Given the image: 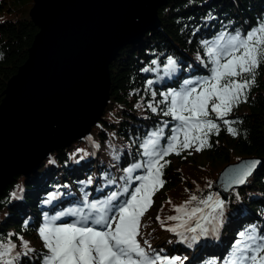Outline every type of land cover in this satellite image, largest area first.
<instances>
[{
	"label": "trees",
	"instance_id": "16d2710c",
	"mask_svg": "<svg viewBox=\"0 0 264 264\" xmlns=\"http://www.w3.org/2000/svg\"><path fill=\"white\" fill-rule=\"evenodd\" d=\"M33 5L34 0H0V102L7 81L27 59L28 49L39 31L29 15ZM158 18L159 27L145 33L139 42L125 45L110 62L109 100L90 134L82 141H72L68 146L49 152L33 173L15 175L0 191V233H19L31 242V247L40 251L42 241L37 229L41 218L45 212L54 213L53 206L42 204L49 192L60 191L73 204L80 203L85 192L90 196L94 181L96 197L107 196L112 189L118 191L122 183L120 177L125 175L123 169L140 160L137 151H142L139 145L145 135L158 126L163 127L165 120L169 121V127L164 133L170 135L175 123L159 110L152 113L147 107L152 97L146 91V81H155L158 74L141 69L149 66L151 60H159V75L164 78L152 85L158 93L156 100L161 99V91L178 89L185 79L208 75L204 64L197 59L199 55L207 63L200 42L215 37L222 30L247 32L264 18V0H169L158 8ZM168 56L177 61V71L171 78L162 71ZM228 119L236 121L233 127L238 135H230L222 125L220 134L210 137L212 146L200 151L198 158L193 153L166 158L171 161L164 169L166 183L154 196L141 227L142 238L155 250L162 249L167 255L180 253L191 262L201 251L198 259L206 261L221 247L225 249L223 253L228 254L235 235L248 225H257L264 234V65L257 69L256 83L248 92L247 101L234 108ZM77 149L83 151L77 152ZM249 157L260 158L261 163L242 186L231 188L223 198L226 203L219 236L217 233L202 238L189 247L155 219L160 215L166 224L175 223L166 220L168 215L175 214L172 205L181 204L193 193L200 197L217 193L220 173L228 165ZM105 173L109 179L115 178L117 184H106ZM89 177L91 184L79 183ZM13 191H17L20 198L9 202ZM25 221H28L27 226ZM204 240L206 242L202 243ZM219 256L216 254L215 259L219 260ZM22 264H36V261L22 258Z\"/></svg>",
	"mask_w": 264,
	"mask_h": 264
},
{
	"label": "snow or ice",
	"instance_id": "6c2138e0",
	"mask_svg": "<svg viewBox=\"0 0 264 264\" xmlns=\"http://www.w3.org/2000/svg\"><path fill=\"white\" fill-rule=\"evenodd\" d=\"M200 43L207 63L199 55L197 59L209 74L185 79L178 89L161 91L159 100H156L157 91L152 89L154 83L164 78L159 75V60L153 59L141 69L158 74L155 81H146V91L152 97L147 107L152 113L159 110L175 122L170 135L164 133L169 127L167 120L162 122L163 127L158 126L145 135L139 145L142 151H137L140 160L123 169L125 175L120 177L118 191L90 202L85 192L81 207H69L51 216L45 212L37 229L42 250L31 247V242L19 233H0V264H22V258L34 260L36 264H184L187 257L169 256L162 249L157 251L142 238V220L152 207L154 196L166 183L164 169L171 163L167 157L192 155L193 151L211 147L210 137L219 135L222 125L230 135H238L233 127L236 121L228 117L234 108L247 101L248 92L256 83L257 69L264 65V18L245 33L222 30ZM162 71L171 78L177 71L176 59L168 56ZM260 163L252 160L235 169L226 189L244 184ZM138 170L140 174L134 175ZM104 178L108 185L117 184L107 173ZM79 183L91 184L92 178ZM57 195L48 193L42 204H51ZM19 198L17 191L9 194V202ZM168 203L172 204L171 200ZM225 203L219 193L203 197L193 193L181 204L172 205L175 214L168 215L166 220L175 223L166 224L160 215L155 219L165 230L178 236L180 242L192 247L202 238L217 235L223 224ZM64 217H71V222L58 223ZM225 264H264V234L257 225H248L238 233Z\"/></svg>",
	"mask_w": 264,
	"mask_h": 264
},
{
	"label": "water",
	"instance_id": "95a60500",
	"mask_svg": "<svg viewBox=\"0 0 264 264\" xmlns=\"http://www.w3.org/2000/svg\"><path fill=\"white\" fill-rule=\"evenodd\" d=\"M168 1L55 0L51 3L34 0L29 15L39 31L28 49L27 59L7 81L3 91L0 138L6 133L19 130L22 133L37 126L51 127L54 125L52 117H57L56 122L60 120L67 112L66 105L75 106L74 102L89 95L92 104L88 109L94 111L81 130L45 147L28 169L13 168L0 181V191L15 175L25 176L35 171L49 152L85 139L109 100L110 62L125 45L139 42L145 33L159 27L158 8ZM70 116L67 119H72ZM252 160L261 161L249 157L228 165L220 173L216 189L219 191L217 185L224 172L231 174ZM242 185L234 184L231 188ZM231 188H227L225 194ZM221 189L224 195L225 189Z\"/></svg>",
	"mask_w": 264,
	"mask_h": 264
},
{
	"label": "bare ground",
	"instance_id": "6f19581e",
	"mask_svg": "<svg viewBox=\"0 0 264 264\" xmlns=\"http://www.w3.org/2000/svg\"><path fill=\"white\" fill-rule=\"evenodd\" d=\"M38 1L42 2V0ZM46 1H51V3L55 2V0ZM90 101H92V98L90 99L89 95L80 101L74 102V104H76L75 106L72 105L69 107L70 105H66L65 110H67V112L62 114L60 120L56 122L55 119H57V117H52L54 125L51 127L45 128L37 126L33 129H26L22 131V133L20 130V132H11V134L6 133L4 138H0V181L5 179L6 175L9 174L13 168L21 170L28 169L32 165V162L35 161V157L38 153L46 149L45 147L55 145L54 143H58L67 136L76 134L81 130L90 120L91 114L94 111L88 109L89 104H92ZM58 112L61 114L63 111L60 110ZM69 115H71L70 117L72 119H67ZM63 122L66 123L63 124ZM27 126L29 125H26V127ZM23 133L26 134L23 135ZM229 177L230 174L222 176L217 185L221 194H223L221 187L226 186Z\"/></svg>",
	"mask_w": 264,
	"mask_h": 264
},
{
	"label": "rangeland",
	"instance_id": "374dc122",
	"mask_svg": "<svg viewBox=\"0 0 264 264\" xmlns=\"http://www.w3.org/2000/svg\"><path fill=\"white\" fill-rule=\"evenodd\" d=\"M198 154H199V152H194L193 151V155L194 156H196L197 158H198ZM33 167H34V165H33ZM230 172H224V174L222 175V176H225V175H227V174H229ZM223 187V186H222ZM225 190H224V195H226L225 193H226V191H227V189L225 188V186L223 187Z\"/></svg>",
	"mask_w": 264,
	"mask_h": 264
}]
</instances>
